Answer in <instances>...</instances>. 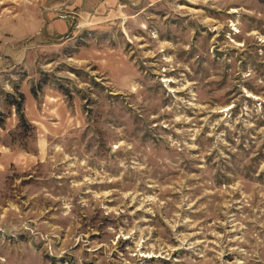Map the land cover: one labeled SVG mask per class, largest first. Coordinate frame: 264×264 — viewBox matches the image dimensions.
I'll return each instance as SVG.
<instances>
[{
    "label": "rangeland",
    "instance_id": "obj_1",
    "mask_svg": "<svg viewBox=\"0 0 264 264\" xmlns=\"http://www.w3.org/2000/svg\"><path fill=\"white\" fill-rule=\"evenodd\" d=\"M0 264H264V0H0Z\"/></svg>",
    "mask_w": 264,
    "mask_h": 264
},
{
    "label": "crops",
    "instance_id": "obj_2",
    "mask_svg": "<svg viewBox=\"0 0 264 264\" xmlns=\"http://www.w3.org/2000/svg\"><path fill=\"white\" fill-rule=\"evenodd\" d=\"M37 20H38V24H36V25H33V23L30 24V30L25 35H29V34L31 35V34L38 33V31L40 29V25H42V24H39V21H41L42 19L40 18V20H39V18L37 17Z\"/></svg>",
    "mask_w": 264,
    "mask_h": 264
}]
</instances>
